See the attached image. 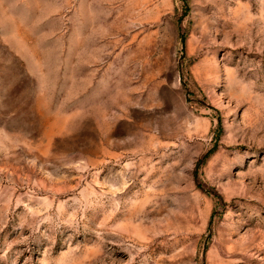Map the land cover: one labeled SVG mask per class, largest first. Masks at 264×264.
<instances>
[{"label":"rangeland","instance_id":"rangeland-1","mask_svg":"<svg viewBox=\"0 0 264 264\" xmlns=\"http://www.w3.org/2000/svg\"><path fill=\"white\" fill-rule=\"evenodd\" d=\"M0 264H264V0H0Z\"/></svg>","mask_w":264,"mask_h":264}]
</instances>
